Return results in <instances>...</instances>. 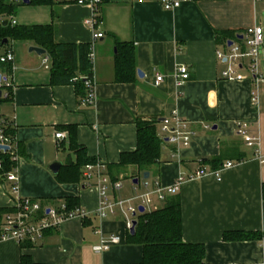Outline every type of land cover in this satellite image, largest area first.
<instances>
[{
	"label": "crops",
	"instance_id": "1",
	"mask_svg": "<svg viewBox=\"0 0 264 264\" xmlns=\"http://www.w3.org/2000/svg\"><path fill=\"white\" fill-rule=\"evenodd\" d=\"M101 13L97 31L100 29L103 36L93 42L96 59L91 105L83 104L86 88L51 83L48 56L29 51L38 45L10 40L5 48L13 52L15 69L11 74L12 97L1 103V112L14 130L15 148L18 145L21 151L14 161L19 195L51 207H58L65 197L76 196L88 215L83 220H64L26 248L17 241L1 240L0 264H19L22 253L41 264H142V247L126 242L125 214L118 209L99 219L98 189L87 187L81 179L57 181L50 166L74 159L66 125H75L76 141L84 147L86 157L111 166L122 152L135 149L137 117L157 118L155 128L162 135L160 119L170 116L173 109L194 135L186 147L163 141L159 162L146 170V179L167 186L199 168L214 170L208 163L213 158L220 157L221 164L233 163L222 170L219 181L213 174H205L181 184L177 195L183 240L204 245L203 264H264V161L256 159L253 149L236 132L238 121L248 122V131L258 135L264 155V80L256 87L246 70L243 80L223 79L224 64L215 54L217 49H225L217 34L235 42L249 28L261 26L264 30V0H183L170 10H164L160 0H109ZM16 16L12 18L19 26L52 24L56 41L92 42L93 31L84 23L92 16L89 4L23 3ZM116 41L134 47L135 72L128 81L116 77ZM180 65L189 69V78L176 84L174 72ZM0 73L10 76L6 65L0 67ZM158 73L163 81L155 86ZM253 90L259 99L257 109L251 103ZM57 132L64 136L56 138ZM61 152H66L63 159ZM123 172L139 175L133 166ZM107 174L111 177L108 169ZM146 179L144 172L138 181L122 179L118 190L108 188L109 198L132 196ZM9 187L0 178V209L12 208ZM161 206L162 202L155 207ZM236 231L256 232L260 238H223L225 233ZM110 234H119L120 242L102 253L95 252L92 245Z\"/></svg>",
	"mask_w": 264,
	"mask_h": 264
},
{
	"label": "trees",
	"instance_id": "2",
	"mask_svg": "<svg viewBox=\"0 0 264 264\" xmlns=\"http://www.w3.org/2000/svg\"><path fill=\"white\" fill-rule=\"evenodd\" d=\"M77 0H29V4L53 5L56 2L67 3ZM109 0H100L98 12L95 18V28L102 22V8ZM18 1L0 0V17L7 21L6 25L0 22V56L5 50L10 40H28L46 50L50 60L51 83L55 84H75L77 87H84V78H92V63L88 58L89 43L74 44L56 41L55 30L52 24L24 25L19 26L11 23L13 14L18 7ZM98 29V28H97ZM216 39L225 44H229L225 37L218 34ZM236 39V38H235ZM238 39V36H237ZM4 40L6 42L4 43ZM241 39H238L240 41ZM117 52L115 54V72L118 81H128L134 74V47L131 43L116 41ZM3 50V53H2ZM10 66L0 61V67ZM12 97V89L4 87L0 96V103L8 101ZM157 118L135 119L136 147L131 152H122L119 161L111 166H107L112 183L122 179L132 178L137 181L140 174L159 162L162 142L161 136L157 134L155 125ZM64 129L68 132L69 150L73 152L74 159H68L54 175L58 181L83 180L81 175L83 167L87 163L94 162L93 158L86 157L85 149L76 141L75 125H66ZM5 134L15 141L14 130L10 125L5 126ZM16 154L21 153L20 148L16 147ZM2 168H0V178L4 183L3 173L12 170L16 164L10 159L9 154H0ZM221 159L213 158L208 160L212 169H217L221 165ZM135 167L139 175L124 174V169ZM122 172V176H120ZM169 195L162 201V206L155 209H147L135 215L133 234L127 231L126 242L138 244L142 247V264H203L205 259L204 245L200 243H187L183 240L181 203L177 195ZM262 198L264 199V182L262 185ZM63 204L67 210H72L78 205V198L65 197ZM9 211L8 208L0 209V224L3 214ZM133 220V221H134ZM224 239L229 240H250L259 239L260 234L256 232H229L225 233ZM27 242L21 243V248L31 246ZM19 264H41L32 260L30 255L22 253ZM47 264V263H46Z\"/></svg>",
	"mask_w": 264,
	"mask_h": 264
},
{
	"label": "built area",
	"instance_id": "3",
	"mask_svg": "<svg viewBox=\"0 0 264 264\" xmlns=\"http://www.w3.org/2000/svg\"><path fill=\"white\" fill-rule=\"evenodd\" d=\"M18 1V0H14ZM22 1V0H19ZM183 0H160L161 6L164 10H170L177 8ZM78 4H89L92 7V16L84 20V23L93 31L92 42L89 47L88 58L90 59L92 66L95 60L94 58V41L103 36V32L95 28V18L98 12V4L100 0H77ZM3 19L0 17V22ZM11 23L15 24V20L12 18ZM264 30L263 27L255 26L249 28L242 35L240 41L232 42L230 45L225 44V49H217V59L224 64V69L221 72L223 79L227 81L231 80H243L246 75L243 72L246 70L250 81L258 87L260 82L264 80V76L259 71L258 67V49L259 45L264 42ZM14 56L12 50H8L0 56V61L10 66V76L1 75L0 90L4 87H12V72L15 69ZM48 59H45L47 62ZM174 78L176 84H182L189 78V69L186 66H177L174 72ZM163 81V75L156 74L153 84L158 86ZM93 79L84 78V87H87V95L83 100V104L91 105L93 103ZM251 103L254 109L258 107V96L256 90L251 91ZM170 116H165L160 119L162 135L161 139L164 142L177 144L180 146H189L190 139L194 135L193 131L188 128V124L175 109L171 111ZM7 123L0 119V145L7 146L8 149H0V154H9L12 161L16 160V148L15 141L11 140V137L5 134V126ZM236 132L242 137L247 147L253 149V155L261 163L264 161V155L260 152V140L258 135L249 133L248 122L238 121L236 123ZM64 136L62 132H57L55 137L60 138ZM233 163L230 161L225 162L214 170L207 168H199L194 174L185 177L179 176L175 182L171 185L163 186L159 181L155 180L151 183L146 179L138 188L135 189L132 196L128 198H109V187L114 190H118L121 187V181L112 183L109 175L107 174V165L103 161L95 160L94 162L87 163L81 172L83 175L84 184L88 186H94L99 191V206L96 210V214L99 219L105 218L108 214H114L116 210L120 209L126 216L125 231H129L133 227V220L135 215L140 213L139 208L143 207L144 211L151 206L155 207L157 204L165 199L169 195H176L179 192L181 184L186 179H192L204 176L205 174H213L217 181L221 178L223 169L230 168ZM0 168H2L0 158ZM3 178L10 184L9 192L13 195L14 202L12 208L9 209L1 218L0 224V241L1 240H13L18 243L28 242L30 244H37L43 237L44 233L48 229H57L60 224L67 219H73L74 217L84 219L88 215L85 210L80 206L74 207L72 210H67L66 206L62 203L58 207L42 205L38 200L24 198L19 195V177L16 168L3 173ZM156 208V207H155ZM100 233V230H97ZM121 236L118 234H110L106 238H101L98 244L92 245V248L97 253H102L112 245H116L120 242Z\"/></svg>",
	"mask_w": 264,
	"mask_h": 264
},
{
	"label": "water",
	"instance_id": "4",
	"mask_svg": "<svg viewBox=\"0 0 264 264\" xmlns=\"http://www.w3.org/2000/svg\"><path fill=\"white\" fill-rule=\"evenodd\" d=\"M23 1V3H26V4H28L29 3V0H22ZM2 24L3 25H6L7 24V21L6 20H4L3 22H2ZM6 42V40H4V43ZM232 43V41H230V43L228 44V45H230ZM29 51H34L37 55H40V54H46L47 55V53H46V50L43 48V47H39V46H31L30 48H29ZM48 56V55H47ZM138 75H139V77H142L143 75H142V73H141V71H138ZM0 80H1V75H0ZM2 95V90H0V96ZM0 149H8L7 148V146H4V145H0ZM61 166V162L60 161H58V162H55V163H53L51 166H50V169L52 170V172L54 173V174H56L57 172H58V169H59V167ZM149 176V173L146 171V172H144V179H146L147 177ZM136 182V180H134V183ZM139 211L140 212H143L144 211V209H143V207H140L139 208ZM134 223H135V220L133 221V227L129 230V232H131V234H133V228H134Z\"/></svg>",
	"mask_w": 264,
	"mask_h": 264
},
{
	"label": "rangeland",
	"instance_id": "5",
	"mask_svg": "<svg viewBox=\"0 0 264 264\" xmlns=\"http://www.w3.org/2000/svg\"><path fill=\"white\" fill-rule=\"evenodd\" d=\"M18 7L16 9V12L13 14V16L16 18V13L19 9V6L22 5L23 3L21 2H18ZM263 25H264V21H262ZM264 38V37H263ZM263 49H264V44H261L259 45V49H258V53H259V56H258V67H259V71H261V73L264 75V52H263ZM94 58H95V51H94ZM96 59V58H95ZM2 104L0 103V119L3 118V114H2ZM3 120V119H2ZM66 155V152H61L60 154V159L62 158L63 159V156Z\"/></svg>",
	"mask_w": 264,
	"mask_h": 264
}]
</instances>
